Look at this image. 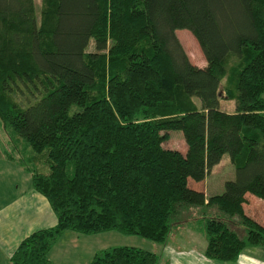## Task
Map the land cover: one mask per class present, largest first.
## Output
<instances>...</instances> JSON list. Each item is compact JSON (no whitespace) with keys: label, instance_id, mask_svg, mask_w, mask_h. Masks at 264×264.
I'll list each match as a JSON object with an SVG mask.
<instances>
[{"label":"trees","instance_id":"obj_1","mask_svg":"<svg viewBox=\"0 0 264 264\" xmlns=\"http://www.w3.org/2000/svg\"><path fill=\"white\" fill-rule=\"evenodd\" d=\"M177 29L191 32L205 66L189 60ZM223 77L231 113L219 108ZM0 120L5 158L30 173L56 218L6 264H50L65 231L164 244L191 207L207 259L264 245V225L243 207L246 193L264 200V0H41L38 17L34 0H0ZM170 130L182 131L185 153L163 146ZM224 153L235 177L223 191L190 188ZM90 264H159V255L119 245Z\"/></svg>","mask_w":264,"mask_h":264},{"label":"rangeland","instance_id":"obj_2","mask_svg":"<svg viewBox=\"0 0 264 264\" xmlns=\"http://www.w3.org/2000/svg\"><path fill=\"white\" fill-rule=\"evenodd\" d=\"M40 3L41 0H34L35 12L38 17L40 11ZM176 36L184 49L186 55L189 60L199 66L203 67L206 65V60L190 31L187 29H177L175 31ZM87 51H94V42L91 39L86 48ZM226 77H223L220 81L219 85V108L222 111L233 112L235 110V101L233 99L225 98L224 91L226 90ZM169 138L163 142V146L167 148H172L179 150L182 153H185L187 145L184 141V137L181 130H170L168 132ZM9 135L7 130L3 127L2 122L0 120V154H3L6 151H11ZM24 142V141H23ZM24 144H27L24 142ZM32 149L30 146L28 149L23 147L21 150L20 157L24 159V162L33 166V159L30 157V151ZM5 165L8 167V172L4 170ZM11 167V168H10ZM0 175L3 177L12 178L13 186H14V198L11 196H5V193H8V188L10 184L4 182L0 178V214H14L15 212L23 211L25 209L26 203V191L30 187V173L27 170H24L22 167H18L12 162L0 158ZM235 177L234 166L232 165L230 158L227 153H224L220 159V161L213 165L209 173L205 176L202 181H194L193 179L188 180V185L190 188L195 190H203L206 195H214L219 194L223 191V185L226 180L233 179ZM32 190V189H29ZM246 198V202L244 203V211L247 215L252 217L258 223L264 225V200L253 196L248 195ZM251 196L253 200L256 202L253 203V200H250ZM18 198V199H17ZM17 199V200H15ZM14 200V208L6 207ZM254 204V205H253ZM6 217V216H5ZM4 217V218H5ZM183 217L187 220L185 227L180 229L182 232H193L197 236L198 242L200 244H196L195 249L201 248V241L205 243L206 246V236L204 234V224L202 222L201 213L199 210L191 207L187 211L183 213ZM2 218V219H4ZM240 231V230H239ZM176 232L171 233L168 238L167 245L162 247L161 243H156L145 238L139 237L137 235H127L122 234L118 231L110 230L95 234H81L74 231H67V233L74 234L77 236V244L72 245L69 242H66L69 238L68 236L62 237L52 247L50 251V260L51 264H90L92 256L94 252L100 249H106L113 246L119 245H127L134 246L140 248H147L149 251H154L159 253V264H162L163 259L165 257V253H169L170 250L176 249L175 245H183V242L180 241V238L186 240L184 235H180ZM66 233V234H67ZM240 235H244L245 232L240 231ZM264 245L247 247L241 251L237 260L235 261H213L206 259L213 264H249V261H252V264H264ZM205 249V248H204ZM252 252H257V255H253ZM10 253H6L5 256L0 259V264H6L8 260V255ZM255 263H254V262Z\"/></svg>","mask_w":264,"mask_h":264},{"label":"crops","instance_id":"obj_3","mask_svg":"<svg viewBox=\"0 0 264 264\" xmlns=\"http://www.w3.org/2000/svg\"><path fill=\"white\" fill-rule=\"evenodd\" d=\"M0 158L6 159L5 152L3 154H0ZM4 170L8 172V167L6 165ZM0 178L4 182H7L6 185L8 183L10 184V187L8 188V193H5V196H11L12 198H14V186L11 176L3 177L2 175H0ZM25 193L27 195V198L25 203V209L23 211L15 212L16 209L15 208L14 214H0V259H2L6 253H10L8 255L10 257L11 253L17 247L21 239L27 236L32 231L39 228L52 226L56 222L54 212L51 209L47 199L42 194L38 193L31 187V181H30V187L27 189ZM248 195H252V194L246 193L245 197L248 198L249 197ZM250 200H253L252 196ZM253 203L255 204L256 202L253 200ZM5 206L7 208L8 207L14 208V200L11 201L9 205L7 203ZM66 233L67 231H65L57 239V241L62 237L68 236L69 238L67 239L66 242H69L72 245H76L77 236L71 233L69 234ZM177 233L180 235H184L186 237V240L180 238L181 242L185 241L183 242V245H175L174 247L176 249L170 250L169 253L166 252L162 264H213L212 262L205 260L206 258L204 256V248H205L204 242L201 241V248L195 249L196 244H200V241L198 242L197 240L199 236H197L193 232L188 233V232H182L180 230ZM167 243L168 242L161 244L162 247L164 245H167ZM157 254L159 255V253ZM252 254L256 256L257 252H252ZM49 260H50V253H49ZM50 264H51V260H50ZM249 264H252V261H249Z\"/></svg>","mask_w":264,"mask_h":264}]
</instances>
